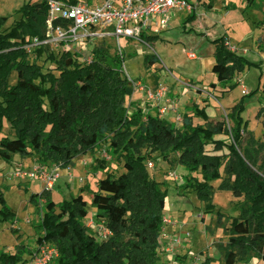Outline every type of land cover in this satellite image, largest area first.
Wrapping results in <instances>:
<instances>
[{
    "label": "trees",
    "instance_id": "trees-1",
    "mask_svg": "<svg viewBox=\"0 0 264 264\" xmlns=\"http://www.w3.org/2000/svg\"><path fill=\"white\" fill-rule=\"evenodd\" d=\"M253 8L264 14L261 7ZM234 9L236 6L227 11ZM17 14L21 15L20 20L9 29H4L9 18L0 17V160L12 163L20 155L41 166L68 169L76 158L94 153L108 141L115 158L123 159L128 169L100 179L96 192L85 186L70 201L57 205L51 199V190L32 194L30 202L40 205L45 201L42 220L34 225L37 247L31 249L21 242L14 253L1 252L0 264H27L45 244L58 249L59 257L53 264H158L168 190L150 175L145 161L154 153L164 161L177 156L179 165L189 172L200 171L203 176V182L189 176L183 184L193 187L201 201L211 204L214 187L210 183L219 179L224 158L209 154V144L217 152L224 148L229 151L227 178L219 189L244 199L239 221L233 223L229 236L225 264H237L243 255L264 260V158L260 157L264 144L255 140L242 117L243 100L257 91L245 95L231 109L228 119L232 126L226 120L194 125V118H207L206 99L205 107L194 104L192 114H185L182 126L176 127L160 115L147 113L140 105L128 106L134 83L120 67L123 60L112 58L104 44L92 49L93 62L89 64L71 51L58 57L50 54L48 59L55 68L45 70L38 61L46 47H37L32 54L25 46L31 40L49 38L48 2H28ZM52 23L58 25L62 21ZM156 37L143 35L147 44ZM213 44L212 71L224 92L238 87L237 74L258 68L232 49L227 34ZM145 62L154 65L156 55L147 54ZM261 112L264 108L258 117ZM245 134L249 135L248 140ZM220 135L229 137L231 142L215 138ZM87 192L92 197L91 206L112 234L106 241H98L85 224L89 213L84 198ZM8 220L14 222L15 214L0 186V221ZM25 255L30 256V261L24 259Z\"/></svg>",
    "mask_w": 264,
    "mask_h": 264
},
{
    "label": "rangeland",
    "instance_id": "rangeland-1",
    "mask_svg": "<svg viewBox=\"0 0 264 264\" xmlns=\"http://www.w3.org/2000/svg\"><path fill=\"white\" fill-rule=\"evenodd\" d=\"M40 1L0 0V17L9 18L4 29L11 28L20 20L21 15L17 14V11L24 4ZM92 1L79 0V3ZM192 5V11L184 9L173 13L168 27H157V32L154 33L157 37L150 44L126 39L118 42L115 37H107L89 41L84 45L83 51L75 48L74 52L83 61L92 55L94 47L104 44L109 47L113 58L118 55L119 47H122L126 67V72L123 70L124 75L132 79L134 87L140 83L148 90L168 89L167 100L175 106L177 113L161 114L160 109L167 105L166 101L149 104L140 89L134 90L128 106L143 105L147 113L160 115L176 127L182 126L185 114H192L190 111L194 104L200 108L205 107L206 99L209 100L206 107L207 118H194V125L206 126L226 120L227 124L232 126V120L228 119L231 109L239 104L245 95L257 91L243 100L245 111L242 117L248 123V131L253 134L255 140L264 144V112L258 117L260 110L264 108V15L253 8L259 6L264 11V0H192ZM232 6H237V9L226 14L227 9ZM193 15L195 19L190 20ZM225 34L229 36L233 50L258 66L237 74L236 81L239 85L229 92H224L212 71L215 63L213 41ZM63 52L65 50L62 46H50L40 53L38 63L44 65L45 70H54L55 65L48 58L50 54L58 57ZM147 54L156 55L157 62L154 65L145 62ZM189 54H194L197 60H191ZM117 57L120 59L121 55ZM120 67H123L122 62ZM15 78L16 75L13 76V83ZM180 82L189 84L190 87H181ZM178 115L181 121L173 122L172 119ZM8 132L7 128L5 133ZM244 137L248 140L249 135L245 134ZM215 138L227 144L231 142L227 136L220 135ZM206 150L211 155L224 158L219 179L210 183L214 187L211 204L201 201L193 187L183 184L184 179L189 176L203 182V176L200 171L189 172L186 167L179 165L177 156H174L172 161H164L159 154L154 153L145 161L150 175L168 190L164 228L159 240L161 260L158 264H167L170 259L163 249L164 245L170 250L172 238L180 236L184 241L186 234L192 236L191 241L182 251L175 254V264H225L229 236L233 223L239 221L244 199L235 198L232 192L219 189L227 178L225 166L230 159L228 148L217 152L214 146L209 144ZM145 152L144 150L142 153ZM260 157L264 158V152ZM150 162L154 163V169L149 168ZM38 166L34 159L26 161L20 155H16L12 163L0 160V186H3L7 205L15 214L14 222L0 221V254L14 253L16 246L21 242L31 249L37 247L34 225L42 220L45 201L37 205L30 202V196L41 194L47 187L40 174L33 180L27 175ZM55 167L57 166H47L50 170ZM127 169L125 161L116 159L113 155L110 143L104 142L94 153L76 158L72 167L59 169V178L51 190V199L56 205L70 201L85 186L89 187L91 192H96L100 179L108 174H122ZM84 198L88 202L89 212L85 224L90 226L93 223L91 230L96 239L101 241L98 231L95 230L104 223V219L91 206V194L87 192ZM219 213L222 214L221 218L218 217ZM13 229L17 232L14 233ZM163 253L166 260L162 258ZM24 259L30 261V256L25 255ZM237 264H264V260L252 255H243L238 257Z\"/></svg>",
    "mask_w": 264,
    "mask_h": 264
},
{
    "label": "built area",
    "instance_id": "built-area-1",
    "mask_svg": "<svg viewBox=\"0 0 264 264\" xmlns=\"http://www.w3.org/2000/svg\"><path fill=\"white\" fill-rule=\"evenodd\" d=\"M197 1V0H195ZM49 7V38L44 41L38 39L31 40L25 46L28 53L34 52L35 48L44 46L61 47L65 51L74 52L75 48L83 51L85 44L99 38L115 37L118 42L121 39L137 41L145 44L143 35H152L157 32V27H168L173 13L181 10H193L192 0H93L92 3H78L69 5L58 0H47ZM60 19L62 24L53 25V21ZM75 53V52H74ZM77 54V53H75ZM123 60V70H125V57L122 47H119L118 56ZM191 60H197L194 54H189ZM83 62L89 64L93 62V57L88 56ZM132 81L131 78H129ZM181 87L188 88L189 84L179 83ZM135 89H140L147 97L150 104L159 101L167 103L161 108V114L166 112L177 113L175 106L167 100L168 89L148 90L140 83L135 85ZM156 106V105H155ZM159 106V104H157ZM173 122L181 121V117L172 119ZM150 169H154V163L148 164ZM59 168L50 170L47 166L39 165L27 176L36 179L40 174L48 190H52L55 181L59 178ZM165 222L170 224L169 221ZM93 223L88 226L92 228ZM101 240H108L112 234L107 230L105 224L96 228ZM192 236L186 234V240L180 236H174L171 242V249L167 250L169 261L167 264H175V254L182 251L189 245ZM59 257L56 246L45 244L40 247L38 254L28 264H53Z\"/></svg>",
    "mask_w": 264,
    "mask_h": 264
},
{
    "label": "crops",
    "instance_id": "crops-1",
    "mask_svg": "<svg viewBox=\"0 0 264 264\" xmlns=\"http://www.w3.org/2000/svg\"><path fill=\"white\" fill-rule=\"evenodd\" d=\"M236 9H237V6H236ZM234 10H235V9H234ZM230 11L232 12L233 10H229L228 12H226V14L229 13ZM259 13H260L262 16L264 15V14H263L262 12H260V11H259ZM263 18H264V16H263ZM233 47H234V46H233ZM234 49H235V47H234ZM141 94H142V93H141ZM141 107L143 108L144 106L142 105ZM160 113H161V110H160ZM29 159H32V158H29ZM29 159H26V161H28ZM96 213H97V212H96ZM166 248H168L167 245H166V246L164 245L163 249H165V253H168V252H167L168 249H166ZM163 252H164V250H163ZM165 253L161 254V255H162V258H164V256H166ZM168 255H169V254H168ZM164 259L166 260L167 258H164Z\"/></svg>",
    "mask_w": 264,
    "mask_h": 264
},
{
    "label": "bare ground",
    "instance_id": "bare-ground-1",
    "mask_svg": "<svg viewBox=\"0 0 264 264\" xmlns=\"http://www.w3.org/2000/svg\"><path fill=\"white\" fill-rule=\"evenodd\" d=\"M118 56V55H117ZM166 203H168V200H166Z\"/></svg>",
    "mask_w": 264,
    "mask_h": 264
}]
</instances>
